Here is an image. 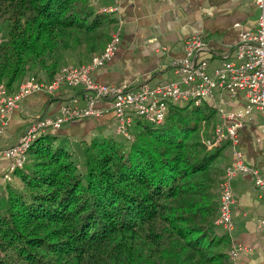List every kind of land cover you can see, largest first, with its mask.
Returning <instances> with one entry per match:
<instances>
[{"label": "trees", "instance_id": "trees-1", "mask_svg": "<svg viewBox=\"0 0 264 264\" xmlns=\"http://www.w3.org/2000/svg\"><path fill=\"white\" fill-rule=\"evenodd\" d=\"M113 1L0 0V83L91 61L117 27L102 10ZM214 111L170 100L163 121L136 116L129 136L115 118L89 137L63 132L68 122L39 134L0 180V264H230L215 218L231 160L197 127Z\"/></svg>", "mask_w": 264, "mask_h": 264}, {"label": "built area", "instance_id": "built-area-1", "mask_svg": "<svg viewBox=\"0 0 264 264\" xmlns=\"http://www.w3.org/2000/svg\"><path fill=\"white\" fill-rule=\"evenodd\" d=\"M98 1L93 0L94 3ZM253 2L258 9L255 27L239 31L233 56H225L213 68L212 74L207 72L209 59L205 53L210 51L207 43L202 34L192 33L185 40L184 54L172 60L177 78L161 81L155 86L148 83L135 86L97 81L93 77L94 70L112 59L120 44L122 23L119 22L102 52L94 55L91 61L66 65L52 80L33 75L21 81L13 91L5 83H0V137L8 125L12 110L30 93L44 91L55 94L65 86H82L85 89L84 104H66L60 107L58 114L35 116L16 143L0 145V161L7 162L3 179H9L13 171L26 163L32 142L48 128H60L65 122L103 115L105 109L100 104L101 100L111 103L116 119L114 132L129 136V128L136 116L161 122L167 117L170 100L189 101L192 105L207 101L214 106V88H218L231 97H239L243 104L228 111L220 110L221 120L212 124L203 141L208 148L219 149L226 143L231 153V162L225 167L219 183L215 223L222 225L229 235L230 264H248L242 258L246 247L232 237L234 220L231 205L234 202L233 179L237 175L249 177L251 188L264 202V168L247 163L239 147L243 118L254 109L260 112V131L264 139V0ZM121 3L122 0H114L113 3L104 4L102 10L117 12ZM237 25L239 23H235ZM260 222H264V219Z\"/></svg>", "mask_w": 264, "mask_h": 264}, {"label": "crops", "instance_id": "crops-1", "mask_svg": "<svg viewBox=\"0 0 264 264\" xmlns=\"http://www.w3.org/2000/svg\"><path fill=\"white\" fill-rule=\"evenodd\" d=\"M117 15V23H122L121 43L112 59L96 67L93 77L102 83L136 86L177 78L172 60L184 54L185 40L192 33L203 35L210 50L205 55L211 64L233 56L239 31L255 27L258 9L253 0H122ZM215 102L214 121L221 120L220 110L228 111L243 104L239 97L223 91L215 94ZM84 103L82 86H65L55 94L32 92L10 113L0 145L16 143L35 116L55 115L62 105ZM100 104L105 109L103 115L68 122L63 132L89 136L98 127L112 125L115 116L110 101L101 100ZM260 122L261 115L256 109L243 118L239 147L247 163L263 169ZM221 153L228 157V162L231 160L228 145L222 147ZM6 166V161H0V174ZM233 197L232 237L246 247L242 258L248 264H264V222H260L264 219V202L251 188L249 177L242 175L233 179Z\"/></svg>", "mask_w": 264, "mask_h": 264}, {"label": "rangeland", "instance_id": "rangeland-1", "mask_svg": "<svg viewBox=\"0 0 264 264\" xmlns=\"http://www.w3.org/2000/svg\"><path fill=\"white\" fill-rule=\"evenodd\" d=\"M123 31V30H122ZM121 39H122V34H121ZM120 43H121V41H120ZM120 45V44H119ZM221 60V59H220ZM220 64V61L219 62H217V63H213V64H211V61L209 60V66H208V68H207V72L209 73V74H212V72H213V68L215 67V66H217V65H219ZM161 80H163V81H167V79L165 80V79H161ZM161 80H159V81H157L156 83H152L151 84V86H155L156 84H158L159 82H161ZM219 91H220V89H218V88H214V92H215V94L217 95V93H219ZM22 101V100H21ZM20 101V102H21ZM214 118L213 119H211V120H205V119H203V118H200V119H198V121H197V127H198V132H199V135H200V137H202V139H203V141H204V138L209 134V129L211 128V126H212V124H214ZM71 136H73V137H76V138H80V137H82V136H80V135H71ZM90 136V135H89ZM89 136H87V137H89ZM225 145H227L226 143L224 144V146ZM2 182H4L5 180L3 179V177L0 179ZM233 203H232V205H231V208H232V212H233Z\"/></svg>", "mask_w": 264, "mask_h": 264}]
</instances>
